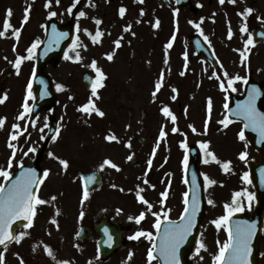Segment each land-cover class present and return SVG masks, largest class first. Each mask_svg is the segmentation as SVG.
<instances>
[{
	"label": "rangeland",
	"instance_id": "1",
	"mask_svg": "<svg viewBox=\"0 0 264 264\" xmlns=\"http://www.w3.org/2000/svg\"><path fill=\"white\" fill-rule=\"evenodd\" d=\"M89 1L59 0L57 3L56 0H0V32L4 33L0 35V79L6 72L13 74L6 86H0V169L10 172L21 165H30L44 139L50 122L48 115L41 113L35 120H31L30 112L24 109L27 102L31 110L33 103L29 96V84L36 50L51 18L61 24L73 18L77 25V42L71 50L72 58L65 59L55 69L50 66L46 68V73L56 85L62 86L61 90L57 89L59 105L50 115L58 120L59 129L41 164L43 172L47 171L48 175L37 195L45 203L37 205V215H34V228L30 236L35 244L32 251L41 258V255L47 253L46 249L54 247L59 252L57 260L67 264H154L153 259H148L153 239L130 237L139 231L151 232L154 236L156 218L151 214V209L153 206L156 208L161 199V193L154 185H158L155 182L159 181L166 160L170 162L168 172L174 174V202L181 204L185 200L184 169L179 159L185 158L186 153L179 150L176 142L170 144L165 141L166 145L162 143L156 156H152V152L160 143L161 131L167 136L172 127L186 122L178 106L171 104L174 98L169 97L165 91L157 90L156 85L169 64L171 69L166 78L178 68L183 51L181 44L186 43L189 33L171 34L170 27L174 24L170 18L171 10L166 9L157 16L164 21L167 29L154 31L150 27L153 23L151 2H145L140 8L142 11L125 10L126 13L121 15L120 9L125 8L127 0H97V6L92 8ZM70 7L71 12L68 11ZM81 11L85 13L83 17L79 15ZM52 12L56 15L52 16ZM145 19H149V26L144 23ZM227 19L220 18L219 24L207 26L218 27L219 33L231 30L233 35L240 23ZM6 21L10 22L11 27L5 31ZM197 24L199 27L204 25L202 14L193 17L194 28H197ZM182 25H185L184 21ZM13 29L19 32L18 37ZM96 30L102 35L94 42L92 37ZM208 32L212 34V28ZM116 41H119V46ZM170 41L177 42L179 46L176 45L171 54L162 55L160 44ZM37 42L38 46L33 49L31 58H28V49ZM77 53L79 60H76ZM108 55L113 58L109 60ZM20 57L24 59L17 71L15 62ZM93 61L105 77L102 80L103 86L96 88V95L92 94V90L87 92L81 81L85 72L92 73L97 79V72L91 67ZM74 92L81 95L78 102L71 100ZM90 101L104 113L103 116L98 115L94 109L89 112L80 110ZM164 107L169 108L176 117L175 121L169 116L168 119L161 116ZM21 115L23 119L18 118ZM13 134L17 139H11ZM109 136L115 139L109 140ZM139 137L148 139L150 143L144 147L139 146ZM118 142L120 146H117ZM10 143L14 147H9ZM32 148L35 152L30 151ZM133 152L144 165L151 160L152 168L147 172L149 184L138 182L137 172L129 163ZM57 156L68 162L67 168L54 161L53 157ZM105 161H111L122 171L106 167ZM78 170L99 171L103 176L102 185L93 194V202H85L81 198L74 179ZM5 182L0 177V184L4 185ZM119 190H123L126 206V214L122 216L126 227L125 243L117 254L102 261L97 248L92 245L82 247L84 253L81 252L76 234L82 226L90 224L87 226L91 227L97 223L107 213L105 206L116 205ZM219 190L218 195L222 201H227V189L222 187ZM139 196H143L152 205L151 209L139 200ZM119 202L123 203L121 200ZM82 207H86L89 214L92 213V219H83L78 210H74ZM59 211H62V216L58 215ZM142 212L145 217L137 223L136 218ZM225 240V232L216 234L213 245L216 254H219L218 250Z\"/></svg>",
	"mask_w": 264,
	"mask_h": 264
},
{
	"label": "flooded vegetation",
	"instance_id": "2",
	"mask_svg": "<svg viewBox=\"0 0 264 264\" xmlns=\"http://www.w3.org/2000/svg\"><path fill=\"white\" fill-rule=\"evenodd\" d=\"M127 1V8L130 11L142 8L145 5L142 4L143 2H151L153 6L152 15L155 19L158 18L157 15L163 9L171 10V18L175 20V25L170 27L171 33H195L193 13L188 9L179 8L176 0H170V5L162 8H159L153 0ZM192 3L199 9V14L204 17V25L201 27L200 32L207 49L199 54L192 45L186 44L185 52L182 53L179 59L178 68L173 70V74H169L168 78L166 76L171 68L163 75L160 89L165 91L169 97L174 98L171 104L174 103L178 106L180 115L185 117L186 122L184 125L175 127L177 131L172 129L167 136L162 138L161 142L172 143L184 136L188 151L191 148H197L198 165H201L204 169L203 179L206 175L216 181L215 184L208 185L204 179L205 194L208 200L204 214L201 213V230L196 248L187 256L188 262L192 264H211L209 261L210 242L215 240L218 232H229L231 217L242 215L247 219H252L256 215L255 188L244 179V174L248 173L244 165L246 166L249 160L257 162L259 154L245 139H240L239 133L242 125L227 119L225 104H227L233 94L240 95L249 81L264 83V40L259 34H256L254 38L252 35L255 29L264 31V0H235V3L225 0L223 4L219 0H192ZM249 8L253 10L251 13L247 12ZM220 18H231L227 19V21L240 23L231 38H229V32L219 33L218 27H212L214 24H219ZM157 20L159 21L158 26H156ZM156 21V28L167 29V26L162 25L160 19H156ZM182 21H184L185 25H182ZM245 26L247 27V32H242L241 29ZM209 28H212V34L208 32ZM250 36L254 40L253 45H247L246 43ZM204 37H207V40ZM168 44H163V51L166 54H171L178 43L171 42V48L167 47ZM185 54L187 59L182 57ZM236 76H240L242 79L235 80ZM230 79L234 81L231 87L228 86ZM221 83L224 84L226 91L220 87ZM233 88L235 91L232 90ZM222 120H226V124H221L220 121ZM146 140V143L141 147L150 143L148 139ZM202 143H207L208 148L202 149ZM243 152H246L247 156L244 160H241L240 154ZM209 153L214 154L216 160H213ZM206 160L208 161L207 163L205 162ZM229 161L231 162L229 169L225 171L223 164ZM235 161L238 163L235 164ZM169 164L170 162L166 161L163 169L168 167ZM146 167L150 169L152 165L148 164L147 166L143 163V169L137 171L140 182L147 179ZM77 184L81 198H83L82 190L84 186L80 177H77ZM157 184L161 194L167 192V197L164 198L161 207L156 213L159 220L161 222L177 221L183 214L185 203L177 204L171 201L175 187L166 173L159 177ZM222 187L226 188L228 193H232L233 198L235 193H242L240 197L235 198L236 202L241 205L242 210L233 212L227 224H222L221 227L217 228L213 221L228 215L225 205L232 206L234 201H222L216 196ZM96 190L88 193V199L85 200L83 198L85 202H93L92 195ZM247 193L254 194V199L250 202V206ZM117 198L119 200V194ZM209 201H212V203H209ZM108 207L107 213H104L101 219L118 225L123 247L126 227L122 216L126 214V206L124 203L120 204L117 202L116 205H111L109 209ZM74 210H78L79 216L83 219L85 217L93 218L92 213L89 214L86 207L75 208ZM257 213L263 218L264 224V203L260 212ZM94 225L91 227L93 228ZM32 231L31 225L17 230L15 235H19L21 232L24 235L19 242L15 240L12 245L0 250L2 264H51L52 262L54 264H63L62 261L57 260L59 252L57 253L55 249L52 251V255H49L48 251L46 254L41 255V258L34 255L27 242L32 235ZM93 234L95 238L93 242H80L79 245L81 247H87L88 245L95 247L96 237L99 233L93 228ZM201 243L205 247L197 251ZM93 247L92 250L94 249ZM259 251L261 264H264V229L259 240Z\"/></svg>",
	"mask_w": 264,
	"mask_h": 264
},
{
	"label": "snow or ice",
	"instance_id": "3",
	"mask_svg": "<svg viewBox=\"0 0 264 264\" xmlns=\"http://www.w3.org/2000/svg\"><path fill=\"white\" fill-rule=\"evenodd\" d=\"M57 3H59V0H56ZM78 2V0H77ZM221 4L225 2V0H219ZM231 3H235V0H229ZM69 12L72 11V8L70 7L68 9ZM125 9L121 8L120 13L123 15ZM253 10L251 8L247 9L248 13H251ZM8 15H11V12L9 11ZM52 16H55L56 13L52 12ZM79 15L83 17L85 15L84 12H80ZM97 23H100L97 21ZM159 25V21H156V26ZM11 27L10 22L6 21L4 25L5 31L8 30ZM197 28H199V25H196ZM16 36H19V32L15 29H13ZM242 32H247V27L241 29ZM3 32H0V35H3ZM202 34V33H201ZM63 35V34H62ZM102 35L100 31H97L95 33V36H93V41L95 42L97 38H99ZM231 30L229 31V38H231ZM262 36H264V33H261ZM173 40L175 37L173 36ZM205 40H207V37H204ZM38 43H34L31 48L28 49L29 57L31 58V54L33 52V49H35L38 46ZM247 45H253L254 40L250 38L247 40ZM117 46H119V41H116ZM167 47L171 48L172 44L169 43ZM66 59H71L72 57L68 56L67 53L65 54ZM109 60H111L113 57L112 55H108L107 57ZM24 59V57H20L15 62V67L17 71L20 67V62ZM80 56L79 53L76 54V60H79ZM185 59H187V55L185 54ZM91 67L97 72V80L93 82L92 86V94L96 95V88L102 87V80L105 78L104 73L96 67V62L93 61ZM227 75V73H225ZM235 80H241L242 78L240 76H236L234 78ZM233 80L228 81V86L231 87L233 84ZM246 82V81H245ZM161 87L160 83H157L156 88L159 90ZM220 87L224 89L225 86L223 83H221ZM57 89L61 90L62 86L57 85ZM235 91V89H232ZM155 95V93H154ZM258 95V90L253 88L251 93L249 94V99L243 104L237 106V113L236 115L243 116L244 120L247 122L245 123V128L251 127L255 131H259L261 136L264 137V113H261L257 110L255 101ZM29 96H31V84H29ZM2 102V101H0ZM228 105L225 104V108H227ZM24 109L26 112H30L31 110L28 108L27 102L24 105ZM90 109H94L98 115L103 116L104 113L100 111L99 109L95 108L94 104L90 101L88 104L82 106L80 109L83 112H89ZM165 116H170L173 121H175L176 117L171 113L168 107H164L162 109ZM19 119H23V115L18 117ZM2 123V121H0ZM221 124H226V120L220 121ZM14 127L18 128L19 125H15ZM58 131V130H57ZM173 131H177V129H173ZM195 131V129H193ZM161 137L165 136L166 133L161 131ZM239 137L241 140H244V132L241 131L239 133ZM12 140L17 139V136L15 134L11 137ZM109 140L115 139L114 136H109ZM9 147H14L11 143L9 144ZM182 147H184L187 150V145L182 144ZM202 149H207L208 144L202 143L201 144ZM30 151L35 152V149L32 148ZM209 155L212 156L213 160H216V157L214 154L209 153ZM247 156L246 152H243L240 154V159L244 160ZM131 159V157H129ZM208 162L207 160L205 161ZM60 163L67 168L68 162L65 160H60ZM229 162H225L223 164V168L225 171L229 169ZM105 164H109L113 168H117V165L112 163L111 161H105ZM149 164H151V160L149 161ZM184 164L185 167H187L188 164V157L187 155L184 158ZM22 166V165H21ZM262 174H264V170H262ZM48 175V172H44V176L46 177ZM0 177H3L6 181L11 180V174L7 170L0 169ZM92 180L95 179V177L90 178ZM206 183L208 185H213L216 183V181L210 179L205 175L204 177ZM244 179L247 180V182L251 183V181L248 179V173L244 174ZM41 181L38 180L37 174L35 169L29 168L26 171H23L20 173V176L12 181L11 185L8 187H5L3 184H0V245H4L6 241L9 240H16L19 242V240L23 237L24 233L21 232L19 235H13L11 231V225L14 221L19 219H24L29 222V225L31 224L32 217L35 215V206L38 204L45 203L44 200L39 199L36 194L32 191L33 186L39 184ZM147 183V181H145ZM185 209H184V215L181 217V223L180 224H174L169 223V226L164 228L163 233H160L161 229V221L157 219V222L155 223L154 227L157 229L158 235H160V242L157 246L155 243L153 244V249L158 247L160 256L164 259L165 264H180L179 262V248L181 244H183L188 237V235L192 232L194 226H195V220H196V214L200 207V202L198 198H193V201L191 204L188 200V193H185ZM242 195L241 192H237L234 194V201L233 205H225L226 211L228 212V215L220 217L219 220L213 221V223L216 225L217 228L221 227L222 224H227L229 221L231 215L235 211H241L242 207L240 204H238L235 200L236 197H240ZM163 197H167V192L162 193ZM83 198L86 200L88 199V191L85 189L83 193ZM140 201L148 205V208L151 209L152 205L143 197H138ZM247 198L249 200V206L250 202L254 199L253 193H247ZM55 199V197H53ZM209 203H212V201H209ZM153 215H156L153 213ZM145 217V213H141L139 217L136 218V222L139 223L141 220H143ZM105 232L107 233V239L109 242L112 241V235L108 233V230L105 229ZM256 232V225L254 223L247 224L244 227L238 226L236 229L235 234L229 229V239L228 241L220 248L219 255L215 257V264H250L249 256L251 253V247L250 242L252 240V237L254 236ZM141 236L146 237L149 240L153 239V234L151 232L146 231H139L137 232L133 237H130V239H138ZM205 245L203 243L200 244L197 251L204 248ZM48 251L49 255H52L51 249H46ZM226 252L229 253V258L226 260ZM148 259L151 261L154 259L153 251L150 249L148 252ZM0 264H2V258H0ZM63 264H67V262H63Z\"/></svg>",
	"mask_w": 264,
	"mask_h": 264
},
{
	"label": "water",
	"instance_id": "4",
	"mask_svg": "<svg viewBox=\"0 0 264 264\" xmlns=\"http://www.w3.org/2000/svg\"><path fill=\"white\" fill-rule=\"evenodd\" d=\"M159 4H163L164 0H157ZM183 5L190 6V0H181ZM196 12V11H195ZM63 34V35H62ZM75 35V25L73 23H69L67 25L61 26L55 21H51L48 24L47 27V33L45 36V40L42 43V45L39 48L37 61L35 65V72L33 76V88H34V94L36 97V101L33 104V111H32V117L35 118L42 110L50 111L53 110L57 104V98L54 91L53 83L51 78L45 74L44 70L45 67L48 64H52L53 67H57L59 63L62 60V57L66 51V49L72 44L73 39ZM189 42H194L195 44H201V41L196 37H190L188 39ZM198 47V45H197ZM11 77L10 74H6L2 79V84H5L7 80ZM83 82L86 84L87 89L89 90L92 87L93 79L89 74H85L83 76ZM248 87L244 93L243 96L239 98L233 99L229 106V115L231 119L238 120L240 122L247 123L243 116L236 115L237 113V106L243 105L248 99L249 94L251 93L252 89L255 88L258 90V95L255 101L256 108L259 112L264 113V85H257ZM79 99L78 94L73 95V100L77 101ZM57 122L53 121L50 125L49 132L46 136L45 142L43 143L42 147L38 151L36 155V159L31 167H22L19 171L23 172L26 171L29 168L35 169L37 178L40 181L42 179V174L39 168L40 162L43 158V155L49 145L50 140L53 138L56 129H57ZM244 135L246 138L257 148L261 151V164L264 165V137L261 136L259 131L253 130L251 127L245 128L244 126ZM143 140H140L142 142ZM132 161L134 162V159L132 158ZM252 164H250L251 166ZM250 170H256L255 167L253 169V166L250 168ZM264 170V169H263ZM253 173L255 175V172H252V178ZM19 175H15L12 180L7 184L6 187L10 186L12 181L17 179ZM92 177H95L94 180L90 179ZM189 181H190V197H189V203L193 201V198H198L199 202H204L203 200V189H202V182L199 176V173L196 168V161L192 160L190 162L189 166ZM101 182L100 176L98 174H91L88 175L87 184L90 187L97 186ZM38 185H34L32 191L36 194ZM264 198V189L259 188L258 189V199L259 201H262ZM29 222L24 219L16 220L11 225V231L14 235L15 230L23 225L28 224ZM181 223V222H180ZM177 223V224H180ZM169 224H165L164 228L168 227ZM198 225H195L192 234L194 235L192 241L190 242V248L194 246L197 235H198ZM88 229H83L80 232V238L81 239H87L89 236V233L87 232ZM235 234V233H234ZM83 237V238H82ZM105 241V240H104ZM103 241V242H104ZM12 242V240L6 241V244ZM257 242H258V236H253L250 247H251V253L249 256L250 264H260L259 263V256L257 251ZM0 245V247L4 246ZM102 247V257L106 259L113 250H108L104 247L103 243L101 244ZM119 247L117 244L115 248ZM115 250V249H114ZM226 260L229 258V253L226 255Z\"/></svg>",
	"mask_w": 264,
	"mask_h": 264
}]
</instances>
